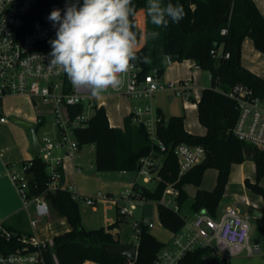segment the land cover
Listing matches in <instances>:
<instances>
[{"label": "trees", "instance_id": "1", "mask_svg": "<svg viewBox=\"0 0 264 264\" xmlns=\"http://www.w3.org/2000/svg\"><path fill=\"white\" fill-rule=\"evenodd\" d=\"M56 3L43 2L40 10L56 8ZM183 6L185 16L179 23L169 21L165 28H156L146 12V0H133L135 14L131 18L137 39L140 30L136 25L135 15L144 10L147 18V32L156 31L155 39L147 35L146 44L136 50L137 59L133 62L142 69L145 75L153 70L163 75L166 67L163 63L169 55L172 62L192 60L202 70L212 76V86L205 88L197 104L198 121L206 128L205 135H196L185 129L184 116H172L166 125L158 130L159 139L167 147V152L160 153L151 143L143 127L134 126L126 119L124 128H113L110 125L105 107L96 110L86 126L75 130V137L82 147L95 144V168L99 173L105 172H137L141 167V159L154 153L163 157L157 172L156 186L150 189L144 185L136 187V191L147 202L157 203L158 217L164 229L172 235L179 232L186 224L181 208L190 200L184 187L194 185L198 188L192 199L195 212L205 210L212 216H218L221 202L226 194L229 177L234 164H242L252 160L256 165V180L246 179L245 186L264 200V152L241 142L235 137L233 130L239 117L237 102L228 96V92L236 84L252 88L258 95H264V77H259L242 66V44L250 39L255 49L264 54V15L254 0H163ZM227 33L221 35L222 29ZM219 60L211 55L212 49H220ZM230 54L228 59L225 54ZM147 57V62L143 58ZM218 88V91L215 89ZM72 117L82 112L80 107L70 108ZM43 123V120L40 121ZM203 146L207 155L205 160L183 176H179V166L172 147L177 144ZM28 198L42 196L49 204L51 212L65 218L71 230L53 238L54 245L44 252L46 264H55L53 255L59 264H83L87 261L97 264H155L156 255L167 243L158 240L146 226L141 227L138 237V256L132 263L121 256L110 255L101 249L103 244L120 243L105 228L86 229L82 223L79 201L74 199L67 189L48 190V166L40 155L27 161ZM218 171L216 186L211 191L201 189L207 170ZM64 183V179H61ZM173 185L178 192L176 211L161 203L167 187ZM118 226L111 225L109 230ZM260 236L264 238V213L256 219ZM7 228V227H6ZM11 231L24 234L7 228ZM18 247L16 241L0 240V252L13 251ZM204 251L188 253L179 264H214L212 260H203Z\"/></svg>", "mask_w": 264, "mask_h": 264}, {"label": "built area", "instance_id": "2", "mask_svg": "<svg viewBox=\"0 0 264 264\" xmlns=\"http://www.w3.org/2000/svg\"><path fill=\"white\" fill-rule=\"evenodd\" d=\"M43 2L56 3V0H0V126L9 119L2 114V103L7 97L24 96L32 101L53 105L57 132L54 137L45 134L40 139V156L48 166V190L67 189L61 183L65 160L73 159L79 151L75 130L86 126L97 109L103 107L102 99L113 95L127 97L132 105L129 120L134 126L143 127L149 140L160 153L167 152V147L159 139L158 130L167 124L162 113L153 104L155 96L165 93L173 99L184 101L185 108L197 106L200 98L197 89L201 87L200 77L182 80H164L162 75L153 70L145 75L135 62H131L129 72L124 77L125 83L119 91L109 89L99 97L91 95L85 88H74L66 74L51 67L50 40L55 38L56 29L48 19L54 9H60L63 16L66 7L76 0H58L56 8L40 10ZM83 0H79L82 5ZM137 25V24H136ZM222 29L221 35L227 33ZM138 50V49H136ZM211 55L219 60L221 48L212 49ZM230 54H225L228 59ZM165 61L172 63L171 56H165ZM197 72L202 69L194 64ZM209 80L212 81L210 74ZM199 82V83H198ZM218 91V88L215 89ZM228 96L237 102L239 117L233 130L235 137L254 148L264 152V95H258L252 88L236 84ZM191 103V105L189 104ZM80 107L82 112L72 117L70 108ZM61 151L58 154L56 152ZM177 159L179 176L201 164L207 155L206 149L180 143L172 147ZM162 158V161L160 160ZM163 162L162 156L151 153L141 159V167L136 172L144 183H150L157 178V172ZM159 163L155 174L151 171ZM31 164L25 162L18 173H12L11 178L22 197L25 206L34 205L30 219L32 228H37L49 217L51 209L42 196L28 198L27 168ZM139 183L135 180L133 186L124 190L118 199L102 193L95 197L80 196L72 187L74 199L82 200L87 206L95 207L100 202L114 201L120 216H133L138 203L144 205L147 201L136 191ZM178 192L169 185L165 190L161 203L179 210L176 202ZM38 204L43 207L38 209ZM249 214L243 215L235 203L226 207L222 215L212 216L205 210L186 221L185 226L172 235V239L156 255L155 264H179L188 254L198 250L204 251L203 260H212L214 264H229L232 258L245 256L247 258L264 255V248L252 244L250 238ZM152 229L154 224L149 220H137L133 224V236L137 243L141 227ZM0 240L16 241L18 247L9 252H0V264H46L44 252L53 247V240H40L34 235H26L11 231L0 226ZM55 264H59L53 255Z\"/></svg>", "mask_w": 264, "mask_h": 264}, {"label": "crops", "instance_id": "3", "mask_svg": "<svg viewBox=\"0 0 264 264\" xmlns=\"http://www.w3.org/2000/svg\"><path fill=\"white\" fill-rule=\"evenodd\" d=\"M259 10L264 15V0H254ZM248 39V38H246ZM244 40L247 43L248 49L252 52L251 61L252 66H247L244 64L241 58V63L244 68L252 72L253 74L264 77V75L260 74L264 71V65H257L256 60L261 59L264 54L259 53L255 47L253 42L248 39ZM245 42H243L244 45ZM243 47V46H242ZM192 61V60H188ZM192 63L195 64L194 61ZM256 64V65H255ZM261 71V72H260ZM200 72L190 73L187 69H183L180 63L172 62L171 66L166 69L162 75L164 80H182L191 77H200ZM199 83V82H198ZM201 84V83H200ZM202 89H197V93L199 98L201 97ZM200 93V94H199ZM121 97L120 95H113ZM16 97V96H14ZM156 97V96H155ZM108 97H104L102 99V106L105 107V99ZM129 100V99H128ZM167 100L169 103H173L176 99L170 100V97L167 96ZM181 100V99H180ZM182 101L183 109H196L197 106H190L185 108L184 101ZM34 102V101H33ZM35 103V102H34ZM45 105V103H43ZM191 105V103H189ZM4 105V101L2 103V107ZM35 105H38L37 102ZM50 105V104H47ZM131 101L129 100V109L125 114H121L120 120L118 122H111L108 116L111 127L113 128H124L125 120H129V112L131 109ZM120 111H123L118 107ZM159 111L164 116V112L160 107H157ZM52 111H54L52 107ZM107 111V110H106ZM44 114L39 118H35L33 115H29L28 119L29 123L34 121H44ZM108 115V113H107ZM165 118V116H164ZM197 118H198V110H197ZM186 120V118H185ZM122 122V124H120ZM199 122V121H198ZM185 129L196 135H205L206 128L202 132H193L186 126ZM13 132H17L13 125H10L8 122L4 125L0 126V226H4L7 228H11L12 230L22 232L26 235H34L40 240H53V238L57 235L63 234L71 230V226L65 218H60L50 212V217L39 227L32 228L30 225V219L34 212V205L29 204L25 206L22 197L20 196L14 181L11 178L12 173H18L22 169V165L33 159V143H31L27 137L23 136V139L20 141L14 140ZM14 140V141H13ZM95 149V148H94ZM58 154L62 153L61 151L57 152ZM120 178L118 180H113L110 177L109 172L99 173L95 168V151H86L83 147H79V151L75 158L67 159L63 165V179H64V187L70 189L72 187L76 193L80 196H88L95 197L97 194L102 193L105 195L112 196L114 199H117V195L123 192V189L131 188L135 181L132 183L129 182L127 177V172H119ZM218 171L216 169H209L206 171L203 182L201 184V189L206 191H211L216 186ZM246 179H249L251 182H255L256 180V165L252 161H246L242 164H234L232 166L231 174L229 177V182L227 185L226 194L221 202L218 216L222 215L226 207L233 205L235 203L238 204V208L241 204H243L247 209L245 214H249L252 209H257L264 213V200L262 197L255 195L245 186ZM261 184L264 186V178L261 180ZM187 195L190 200H192L198 188L194 185H186L184 187ZM186 203V202H185ZM184 203V204H185ZM80 204V203H79ZM191 206V214L192 219L196 216L198 212H195ZM183 207V206H182ZM82 215V223L86 229H99L105 228L107 232H110L115 238L119 239L120 242H130L129 239L122 240V225H123V217L119 215L117 204L114 201L100 202L95 207L91 209L89 215H85L84 210L81 208ZM182 210V208H181ZM53 217H57V221L54 223ZM191 219V220H192ZM187 221V220H186ZM118 222V226L112 230H109V227ZM154 224V223H153ZM159 228L156 229V225L154 224L153 228L150 232L163 243H168L169 238L165 237L164 232H169L163 228L159 221ZM170 233V232H169ZM171 234V233H170ZM83 264H97L95 262L87 261Z\"/></svg>", "mask_w": 264, "mask_h": 264}, {"label": "clouds", "instance_id": "4", "mask_svg": "<svg viewBox=\"0 0 264 264\" xmlns=\"http://www.w3.org/2000/svg\"><path fill=\"white\" fill-rule=\"evenodd\" d=\"M146 12L156 28L167 27L169 21L179 23L185 16L182 5L163 0H146ZM134 14L133 0H83L82 5L76 0L63 16L60 9L52 10L48 19L56 32L49 41V65L66 74L74 88H85L93 96L119 91L131 62L140 59ZM148 36L155 39L159 33Z\"/></svg>", "mask_w": 264, "mask_h": 264}, {"label": "rangeland", "instance_id": "5", "mask_svg": "<svg viewBox=\"0 0 264 264\" xmlns=\"http://www.w3.org/2000/svg\"><path fill=\"white\" fill-rule=\"evenodd\" d=\"M135 20L137 27L140 30V39L138 40L137 48L140 49L146 44L147 41V18H146V13L144 10H140L136 13L135 15ZM248 41V39H246ZM244 45L242 44V53H241V58L242 61L244 62L245 65L247 66H252V52L248 49L246 41H244ZM258 63L257 65H264V56L261 59L256 60ZM165 67H166V73L167 69L171 64L167 63L164 59L163 61ZM180 63L183 69H187L190 73L197 72L194 68V63L192 61L188 60H183ZM256 65V64H255ZM261 72V71H260ZM200 76L201 80V87L205 88H210L212 86V82L209 80L210 73L205 70H201L200 73H198ZM260 74L264 75V71H262ZM200 94V93H199ZM38 105H35V103L28 97L24 96H11L7 97L4 100V105L2 107V114L9 119L8 123L10 125H13L17 132H13L14 140L20 141L23 139V136L25 133V136L27 139L33 143V138L31 134V130L24 127L23 125H20L16 122H14L12 119H17L21 121H26L30 122L28 119L29 115H33L35 118H39L38 116L44 114V121L43 123H40V120L32 122L34 124V127L37 129V135L39 139L43 137V135L48 134L54 137L57 132V125H56V118H55V113L52 111L53 105H47L43 104L42 102H37ZM154 106L160 107L165 116V120L168 122V120L172 116H184L186 118V126L188 129H190L193 132H202L204 131V126L201 125L198 122L197 118V110L196 109H183L182 101L177 98L173 103H169L167 100V94L165 93H159L156 95L154 101H153ZM105 106L106 110L108 113V116L110 118L111 122H118L117 120H120L121 114H125L128 109H129V100L125 96H109L108 98L105 99ZM122 107L121 109L123 111H120L118 107ZM42 121V118H41ZM122 124V122L120 123ZM23 132V133H22ZM24 136V137H25ZM13 140V141H14ZM83 149L86 151H95V144H87L82 146ZM57 153V152H56ZM162 161V158H160ZM251 161L252 160H247ZM110 177L113 180H118L120 178V173L116 171H111ZM127 177L130 183L132 181L137 180L139 185H144L150 189H153L156 186V181L155 177L152 178V181L150 183H144L142 180V177H139L136 172H127ZM125 189H123L124 191ZM121 194L117 195V199L120 197ZM80 203L81 208L84 210L85 215H89L91 212V209L93 207L87 206L82 200H78ZM192 200H188L182 207L181 214L186 218L187 221H190L192 219V214H191V204ZM240 211L242 214H245L246 212V207L241 204L239 207ZM149 220L150 222L154 223L156 225V229H161L159 228V217H158V210H157V203L155 201H149L146 202L144 205H138L136 206V209L134 210V215L133 216H125L123 217V225H122V233H121V239L122 240H127L129 239L130 241L135 240L133 236V224L137 220ZM54 223L57 221V217H53ZM151 230V229H150ZM165 237L163 238H169L170 240L172 239V234L169 232H164ZM250 240L252 244H258L261 247L264 248V238L260 236L257 230L256 226V220L251 219L250 220ZM169 240V241H170ZM168 241V242H169ZM229 264H264V255L259 256V257H253V258H247L245 256H239L232 258L229 261Z\"/></svg>", "mask_w": 264, "mask_h": 264}, {"label": "water", "instance_id": "6", "mask_svg": "<svg viewBox=\"0 0 264 264\" xmlns=\"http://www.w3.org/2000/svg\"><path fill=\"white\" fill-rule=\"evenodd\" d=\"M170 100H172L171 96H170ZM12 120L31 130V134L33 138V152L32 153L34 156L40 155V139L37 135V129L34 127V124L26 122V121L17 120V119H12ZM158 169H159V163L155 165V168L151 171V174H155ZM249 215L253 219L256 220L262 217L263 212L257 209H252L249 212ZM101 249L110 255L121 256L127 261L132 262V263H134L137 260V256H138V243H136L135 240H132L130 242L103 244L101 246Z\"/></svg>", "mask_w": 264, "mask_h": 264}]
</instances>
